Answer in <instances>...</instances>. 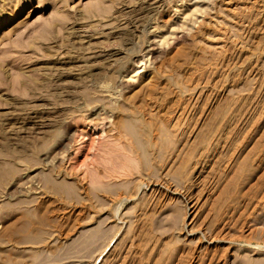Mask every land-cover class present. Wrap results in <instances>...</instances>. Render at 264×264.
<instances>
[{
  "label": "rangeland",
  "instance_id": "rangeland-1",
  "mask_svg": "<svg viewBox=\"0 0 264 264\" xmlns=\"http://www.w3.org/2000/svg\"><path fill=\"white\" fill-rule=\"evenodd\" d=\"M0 264H264V0H0Z\"/></svg>",
  "mask_w": 264,
  "mask_h": 264
}]
</instances>
